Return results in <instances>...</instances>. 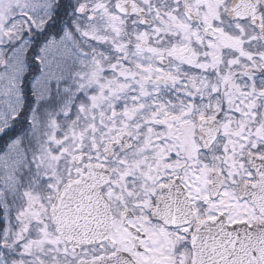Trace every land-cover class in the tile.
Masks as SVG:
<instances>
[{"label": "snow or ice", "instance_id": "snow-or-ice-1", "mask_svg": "<svg viewBox=\"0 0 264 264\" xmlns=\"http://www.w3.org/2000/svg\"><path fill=\"white\" fill-rule=\"evenodd\" d=\"M0 264H264V0H0Z\"/></svg>", "mask_w": 264, "mask_h": 264}]
</instances>
